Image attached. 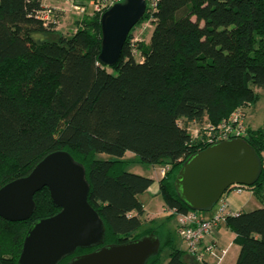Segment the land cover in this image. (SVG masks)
<instances>
[{
  "label": "trees",
  "instance_id": "16d2710c",
  "mask_svg": "<svg viewBox=\"0 0 264 264\" xmlns=\"http://www.w3.org/2000/svg\"><path fill=\"white\" fill-rule=\"evenodd\" d=\"M45 9L43 0H0V188L27 176L48 154L67 151L85 168L88 201L106 233L102 245L78 248L58 264L149 234L161 246L146 264H188L167 226L172 216L193 211L175 179L192 155L210 146L193 141L188 126H216L259 100L264 0H159L133 27L112 67L98 58L102 14L78 18L70 36L50 39L58 24L43 18ZM146 20L153 30L149 42L138 43V60L130 40ZM244 139L262 163L257 181L245 188L264 202V129L248 127ZM131 163L167 167L158 184L169 214L148 227L141 195L154 179L130 172ZM34 200L29 219L0 217V264H18L31 225L60 211L47 187ZM224 221L241 248L236 264H264V208L229 213Z\"/></svg>",
  "mask_w": 264,
  "mask_h": 264
},
{
  "label": "water",
  "instance_id": "95a60500",
  "mask_svg": "<svg viewBox=\"0 0 264 264\" xmlns=\"http://www.w3.org/2000/svg\"><path fill=\"white\" fill-rule=\"evenodd\" d=\"M146 8V0H124L101 15V64L112 67L118 62L131 30L142 20ZM261 170V160L253 147L243 137H236L192 155L179 170L175 187L191 210L207 211L231 187L252 186ZM44 187L60 211L31 225L18 264H58L78 248L104 243L106 227L88 201L90 186L85 168L64 150L48 154L27 176L0 188V217L8 221L29 219L36 208L34 196ZM160 246V238L149 234L75 255L68 264H146L159 253Z\"/></svg>",
  "mask_w": 264,
  "mask_h": 264
},
{
  "label": "built area",
  "instance_id": "2783aa9c",
  "mask_svg": "<svg viewBox=\"0 0 264 264\" xmlns=\"http://www.w3.org/2000/svg\"><path fill=\"white\" fill-rule=\"evenodd\" d=\"M124 0H67L73 12L80 16H88L90 13L103 14L112 5ZM159 0H146V11L153 12L157 9ZM66 7H46L43 11V18L47 21L59 24L62 14L66 12ZM149 21V20H148ZM138 38H131L130 46L134 54L138 51ZM246 113L244 109L235 110L227 119H224L220 124L214 126L210 123H205L200 126L197 123H191L188 130L191 133L192 140L202 144L211 145L220 141L231 138L243 137L247 134V125L245 124ZM167 167H162V176L165 174ZM237 193H241L245 186H233ZM225 205H222L220 210L210 218H203L196 211H189L185 214L177 215V234L190 253L198 262H203L205 255L214 252L216 244L214 241L206 244L205 239L211 233L213 228L225 220ZM237 214V213H232Z\"/></svg>",
  "mask_w": 264,
  "mask_h": 264
},
{
  "label": "crops",
  "instance_id": "0c3cea01",
  "mask_svg": "<svg viewBox=\"0 0 264 264\" xmlns=\"http://www.w3.org/2000/svg\"><path fill=\"white\" fill-rule=\"evenodd\" d=\"M49 1L50 2H45V0H43V5L45 7H60L59 3L61 0ZM159 180H154L152 186L144 194L141 195V198L144 197L142 202L144 204L146 214H151L149 205L152 200V196L160 195L158 184ZM155 184L156 186L154 187ZM222 205H225V212L227 214L249 212L257 208H264V202H262L251 189L245 188L241 193H237L235 187H232L224 194L215 209L210 212L203 213L201 214V216L203 218H210L214 216L220 210ZM164 210L169 214V211L166 209L165 205ZM156 218L157 216L152 217V219ZM176 228L177 227L175 226L174 228L170 229L175 231L178 246L185 251L184 258L188 264H236L241 248L238 244L234 243L236 234L225 224V221L216 225L205 239L206 244L214 241L216 244V248L214 252L205 255V259L203 262L196 261V259L187 252L185 246L178 237Z\"/></svg>",
  "mask_w": 264,
  "mask_h": 264
},
{
  "label": "rangeland",
  "instance_id": "374dc122",
  "mask_svg": "<svg viewBox=\"0 0 264 264\" xmlns=\"http://www.w3.org/2000/svg\"><path fill=\"white\" fill-rule=\"evenodd\" d=\"M45 2H50L49 0H45ZM60 7L70 8L67 0H61L59 3ZM91 15V13L89 14ZM88 15V16H89ZM78 18H82L78 13L73 12L72 10L67 9L64 12L60 23L57 26V33L50 36V39H57L60 35L70 36L76 30L75 20ZM153 30V26L151 25L150 21L146 20L139 24L132 32L133 38H138L139 42L144 41L145 43L149 42L151 33ZM138 42V43H139ZM140 52H136V58L140 60L141 56H139ZM109 71L113 72L111 69ZM254 90L259 94V100L254 105H247V106H240L238 109H244L246 113V120L245 124L247 127L250 128H262L264 129V87L262 88H254ZM237 110V109H236ZM100 158L108 159L110 155L108 154H99ZM125 157L129 160H134V154L131 152L126 153ZM130 172H134L137 174H141L148 177H153L154 180H159L162 177V167H154L152 165H146L143 163H131L128 167ZM156 184L154 185V187ZM141 198V200H143ZM218 203L214 206L213 209L217 207ZM150 213L145 214L144 220L145 225L144 227H148L151 225L152 217L157 216V221L161 222L162 219H165V216L168 214L167 211L164 210V201L159 196H152V200L149 205ZM158 223L154 224L157 225ZM167 226L169 228L177 227V215L172 216L170 220L167 222ZM179 237V236H178Z\"/></svg>",
  "mask_w": 264,
  "mask_h": 264
}]
</instances>
